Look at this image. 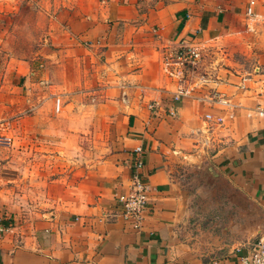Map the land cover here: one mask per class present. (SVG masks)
<instances>
[{
    "label": "crops",
    "instance_id": "obj_1",
    "mask_svg": "<svg viewBox=\"0 0 264 264\" xmlns=\"http://www.w3.org/2000/svg\"><path fill=\"white\" fill-rule=\"evenodd\" d=\"M190 44L203 58L187 80L189 94L175 103L181 72L170 74L164 60ZM4 69L57 78V110L70 111L76 128L93 127L95 111L107 128L113 112L124 127L103 154L87 147L73 157L85 160L79 165L27 153L28 185L38 176L41 195L34 200L28 188L22 204L44 209L14 223L5 211L12 191L0 186V264H239L264 233V115L256 110L264 103V0H0ZM211 90L231 105L204 99ZM66 92L74 96L63 105ZM138 146L150 214L135 229L118 197L130 189ZM180 161H208L246 201L250 222L260 208L252 242L212 244L189 232L173 173Z\"/></svg>",
    "mask_w": 264,
    "mask_h": 264
},
{
    "label": "rangeland",
    "instance_id": "obj_2",
    "mask_svg": "<svg viewBox=\"0 0 264 264\" xmlns=\"http://www.w3.org/2000/svg\"><path fill=\"white\" fill-rule=\"evenodd\" d=\"M21 50L17 49L19 56L22 55ZM43 76L44 73H39L26 79L7 73L5 69L0 70V186L12 191L5 211L11 214L14 223L25 220L29 212L44 209L35 205L28 208L22 204L28 188L34 200L41 195L36 191L38 176L33 175V181L28 185L25 159L28 152L31 157L38 152L41 157L49 158L42 160L43 163L52 164L54 160L59 163L57 157H61L63 167L79 165L85 160L78 162L73 157L82 159L80 153H84L87 147L94 154H103L109 146L113 147L124 127L120 122L122 116L113 112L114 120L107 128L106 117L95 111L93 127L76 128V123L71 122L70 111H58L55 105L61 91L57 86L59 80L44 79ZM64 94L67 97L63 99V105L74 96L71 92ZM90 100L95 102V99ZM73 152H78V155H71ZM173 173L182 200L183 225L188 226L191 234H202L212 244L223 241L239 247L257 236V226L263 222L262 211L253 206L250 222L245 212L246 201L227 180L218 173L213 174L208 161L201 164L180 161L175 164Z\"/></svg>",
    "mask_w": 264,
    "mask_h": 264
},
{
    "label": "built area",
    "instance_id": "obj_3",
    "mask_svg": "<svg viewBox=\"0 0 264 264\" xmlns=\"http://www.w3.org/2000/svg\"><path fill=\"white\" fill-rule=\"evenodd\" d=\"M253 3L252 1L247 9L251 15L253 14ZM202 58V48L195 44L181 45L165 58L164 62L169 67L170 74L175 75L176 71L181 72L177 77L178 87L172 96L175 103H178L184 96L189 94V89L186 86L187 80H191V75L197 72ZM204 99L213 104L216 103L227 107L231 105V100L224 93L217 90L209 91ZM57 104V109H59V100ZM150 107L151 109L157 108V103H151ZM256 110L264 115V103H259ZM171 113L175 114V110ZM204 117L206 121L215 120V115L212 112H206ZM143 153L142 146L134 149L131 163V186L127 193L118 197L121 206L120 215L130 221L135 229H139L145 218L150 214V185L147 177L143 174L146 164ZM239 264H264V233L250 243L246 253L239 256Z\"/></svg>",
    "mask_w": 264,
    "mask_h": 264
}]
</instances>
